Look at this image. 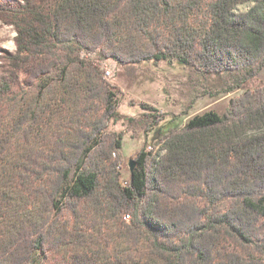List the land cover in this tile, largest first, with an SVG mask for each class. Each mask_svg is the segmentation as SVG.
I'll list each match as a JSON object with an SVG mask.
<instances>
[{
  "label": "trees",
  "instance_id": "obj_1",
  "mask_svg": "<svg viewBox=\"0 0 264 264\" xmlns=\"http://www.w3.org/2000/svg\"><path fill=\"white\" fill-rule=\"evenodd\" d=\"M247 1L46 0L32 24L11 21L20 35L13 75L0 77V264H264V84L221 115L166 130L139 103L165 152L136 150L121 186L114 86L81 56L178 60L228 72L230 91L264 67V0L235 11ZM32 61L31 80L16 85Z\"/></svg>",
  "mask_w": 264,
  "mask_h": 264
},
{
  "label": "rangeland",
  "instance_id": "obj_2",
  "mask_svg": "<svg viewBox=\"0 0 264 264\" xmlns=\"http://www.w3.org/2000/svg\"><path fill=\"white\" fill-rule=\"evenodd\" d=\"M254 2L248 0L236 6L235 11H247ZM45 7L46 0H0V77L13 75L7 56L16 51L20 34L11 21L23 19L21 21L32 24L43 14ZM8 8L11 10H6ZM81 56L96 64L102 76L114 86L117 109L108 130L121 136V147L117 152L121 186L130 182L128 162L136 150L150 151L155 160L165 152L162 143L156 140L157 127L150 123L139 103L144 102L157 109V113L167 119L163 127L166 130L182 126L193 115L205 111L221 115L231 98L264 84V67L239 88L228 91L232 81L228 72L201 75L178 60H144L122 65L111 58H99L97 52H82ZM36 68V61H32L26 68L15 72L18 77L16 85L28 83ZM106 70L109 74L105 73Z\"/></svg>",
  "mask_w": 264,
  "mask_h": 264
},
{
  "label": "water",
  "instance_id": "obj_3",
  "mask_svg": "<svg viewBox=\"0 0 264 264\" xmlns=\"http://www.w3.org/2000/svg\"><path fill=\"white\" fill-rule=\"evenodd\" d=\"M134 165H135L134 160L133 159H130L129 162H128V167H129L130 175H132Z\"/></svg>",
  "mask_w": 264,
  "mask_h": 264
},
{
  "label": "built area",
  "instance_id": "obj_4",
  "mask_svg": "<svg viewBox=\"0 0 264 264\" xmlns=\"http://www.w3.org/2000/svg\"><path fill=\"white\" fill-rule=\"evenodd\" d=\"M105 73H106V74H109V71L106 70ZM125 217L128 218V215H125Z\"/></svg>",
  "mask_w": 264,
  "mask_h": 264
}]
</instances>
